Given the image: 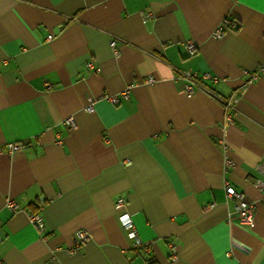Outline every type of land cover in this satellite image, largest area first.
Here are the masks:
<instances>
[{"label": "crops", "instance_id": "1", "mask_svg": "<svg viewBox=\"0 0 264 264\" xmlns=\"http://www.w3.org/2000/svg\"><path fill=\"white\" fill-rule=\"evenodd\" d=\"M226 19L238 28L215 37ZM188 73L210 92L188 95ZM263 159L264 0H0L3 264H264ZM78 229L89 237L70 253Z\"/></svg>", "mask_w": 264, "mask_h": 264}, {"label": "built area", "instance_id": "2", "mask_svg": "<svg viewBox=\"0 0 264 264\" xmlns=\"http://www.w3.org/2000/svg\"><path fill=\"white\" fill-rule=\"evenodd\" d=\"M147 15L150 16L152 15V13H148ZM236 28H238V25L234 21L226 19L225 21L221 23L220 26H218L214 30L213 35L215 37H222L229 30H233ZM48 38H52V35H49ZM186 46L191 53L195 52L196 44L193 41L191 40L187 41ZM110 47L112 48L114 55L119 56L120 54L119 44L116 39H112L110 41ZM87 66L89 67V69H95L96 71H100V67L96 66L92 61H89L87 63ZM185 76L187 78V82L184 86V90L188 95H191L192 93L198 90L210 92V90H208L207 87H205L204 85H202L201 82H199L197 78L198 76L197 74L188 73ZM202 77L204 79L211 78V75L209 73H204L201 75V78ZM213 79L216 80L217 78L213 77ZM154 80L155 78L153 76H148L144 79V81L147 83H153ZM128 93H129L128 89H125L122 92L124 98L128 96ZM105 98L114 103L120 100L118 96H112V95H106ZM220 100H221V104L224 110L226 111V117L228 118V120H232L233 118L232 110L234 108L236 101L238 100V96L235 94H232L227 98L225 97L220 98ZM95 101L96 99L89 98L87 105L85 107V110L88 112H92L94 110ZM64 122L65 124L73 125L75 122V119L74 117L70 116V117H67ZM22 146L23 145L20 143H7L6 150L10 155H14L15 153L22 150ZM224 148L226 149V145H224ZM226 162L228 163V165L232 163L230 159H227ZM258 170L261 173V175L264 177V159L258 165ZM254 184L261 191H264V178H256L254 180ZM224 185H225L227 197L229 199L230 198L236 199V211H237L239 219L244 223H252L254 214H255V205L253 203H249L248 201H246L243 197V194L240 191H238L236 187L229 180H225ZM6 205L12 210H16L19 206V204L14 199H11V198H8L6 200ZM125 206H126L125 198L122 196L117 197L115 201V208L117 210H122L125 208ZM119 218H120L121 223L128 230L129 235L133 239L136 240V244H139L140 241L138 239V230L130 214L128 212H124L120 215ZM30 221L36 225V227L38 228L41 234L44 233V237H45L46 224H45V220L43 216L40 214H32L30 215ZM88 237H89V232L86 229H78L74 234L73 246L69 248V252L70 253L76 252V250L79 249L81 244ZM173 257L176 258V255L173 254ZM0 264H3V260L1 257H0Z\"/></svg>", "mask_w": 264, "mask_h": 264}]
</instances>
